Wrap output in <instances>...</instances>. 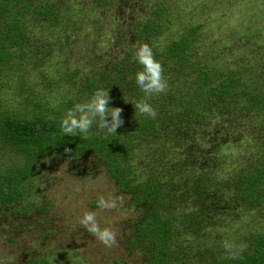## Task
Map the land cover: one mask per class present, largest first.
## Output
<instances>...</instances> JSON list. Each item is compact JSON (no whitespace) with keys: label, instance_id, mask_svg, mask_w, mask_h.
<instances>
[{"label":"trees","instance_id":"obj_1","mask_svg":"<svg viewBox=\"0 0 264 264\" xmlns=\"http://www.w3.org/2000/svg\"><path fill=\"white\" fill-rule=\"evenodd\" d=\"M56 9L46 0L37 4L33 0H0V70H16L22 77L37 70L45 77L44 89L57 93L60 87L67 86L78 95L63 96L62 102L49 105L41 95L36 97L34 86L27 87L20 77L18 92L24 98L18 108L2 107L0 103V208L17 214L35 208L31 195L36 187L38 160L68 158L76 162L94 157L106 167L121 191L145 207L128 243L145 251L142 264H171L173 259L175 264H264V232L249 231L240 237L234 245L243 244L246 248L235 256L205 248L194 256L187 252L186 256L179 239L183 230L204 236L209 234L207 229L222 228L223 221L236 226L247 220L248 214L252 215V222L264 219L260 212L264 205L263 58H243L222 68L216 66L212 59L199 55L195 43L200 25H195L181 31L163 49L153 51L168 84L164 93L146 97L137 86L135 74L142 65L134 57L136 46L115 61L112 69L98 74L81 77L78 71L68 73L60 68L45 74L42 68L52 67L50 48L44 55L35 51L40 39L36 28H28L24 14L31 13L33 19L53 24L60 20ZM160 12L158 7L153 16L160 17ZM161 26L157 18H148L135 32V42L152 43ZM15 47L16 51H12ZM98 88L108 89L109 107L122 108L123 125L115 135L99 130L96 122L87 134L65 135L60 123L66 111L86 102ZM141 99H147L155 108V118L135 109ZM215 116L225 117V123L232 122L241 133L257 134L250 140L256 153L242 158L240 170L226 180L210 176L206 172L209 165L199 163L203 153L199 143L209 135L203 126ZM222 144L212 152L220 151ZM66 148L71 149L70 154ZM138 153L149 159L148 163L144 160L145 177L134 162ZM184 203L191 205L177 219L175 211ZM47 207L42 205L37 212L42 213ZM178 225L183 228L180 233ZM226 228L225 225L223 229ZM231 234L228 237L236 236L234 231Z\"/></svg>","mask_w":264,"mask_h":264},{"label":"rangeland","instance_id":"obj_2","mask_svg":"<svg viewBox=\"0 0 264 264\" xmlns=\"http://www.w3.org/2000/svg\"><path fill=\"white\" fill-rule=\"evenodd\" d=\"M33 1L37 4L41 0ZM46 1H51L57 8L60 20L55 21V25L33 19L31 13L24 14L30 24L28 28H36L40 39L35 51L44 55L50 48V63L46 64L52 67L45 65L42 68L45 74L60 68L68 73L78 71V76L82 77L112 69L115 61H120L127 50L138 46L134 34L148 18H157L162 25L159 34L149 44L153 51L163 49L181 31L200 25L195 46L200 49V56L212 59L216 66L222 68L243 58L262 57L264 62V0ZM158 7L160 17L153 16ZM1 24L2 19L0 27ZM12 51H16V47ZM36 71H28L22 77L16 70H0L2 107L17 109L23 101L24 95L18 92L20 77L27 87L34 86L36 97L41 95L49 105L62 102L63 96H78L67 86L60 87L57 93L44 89L45 77ZM225 121L226 118L220 116L206 121L203 128L209 135L199 143L200 152H203L199 163L209 165L206 172L210 176L224 180L240 170L242 158L256 153L250 140L257 136L251 131L241 133L232 122ZM221 144L223 148L213 153L212 150ZM144 160L149 161L147 156L138 153L134 161L143 177L147 169ZM34 184L36 187L31 195L34 209L17 214L0 208V264H23L35 260L45 261V264H142L145 261V251L128 245L136 222L145 214V207L135 204L128 193L121 191L96 158L76 162L68 158L40 159ZM101 196L121 197L123 202L118 201L117 207L111 210L100 209L98 201ZM42 205L48 207L42 213L37 212ZM188 205L191 204L184 203L176 209L177 219L185 214ZM86 211H95L100 226L116 232L115 246H104L79 223ZM260 212L264 214V205H261ZM248 215L247 220L236 226L223 221L222 228L207 229L209 234L204 236L184 231L178 225L179 233L183 230L184 234L177 237L184 246V254L188 256L189 252L194 256L204 248L222 255L229 254L223 246L225 241L234 244L249 231L264 232V219L252 222V215ZM225 225L227 230L223 229ZM233 231L236 236L228 237ZM171 264H175V259Z\"/></svg>","mask_w":264,"mask_h":264},{"label":"clouds","instance_id":"obj_3","mask_svg":"<svg viewBox=\"0 0 264 264\" xmlns=\"http://www.w3.org/2000/svg\"><path fill=\"white\" fill-rule=\"evenodd\" d=\"M135 60L142 65V70L135 74V82L139 89L145 93L146 97L154 94L164 93L168 84L164 77L162 64L155 58L152 48L147 43L139 44L134 52ZM111 97L108 89H96L90 99L84 103H77L67 110L61 120L60 127L65 135H75L77 132L87 134L94 122L99 130L106 131L107 134L115 135L117 129L123 125L122 108L109 107ZM135 109L142 115L155 118L157 112L155 108L141 99L134 105ZM66 153H71L70 148L65 149ZM118 201L123 202L121 197L101 196L98 201L100 209L111 210L117 207ZM79 223L87 229L101 244L106 247H113L117 244L116 232L110 227H101L95 211H86L79 219ZM226 251L239 255L244 251L246 245L236 246L225 241L223 244Z\"/></svg>","mask_w":264,"mask_h":264}]
</instances>
